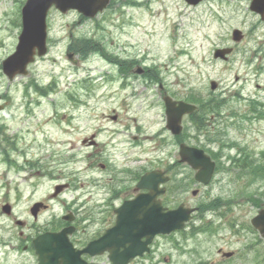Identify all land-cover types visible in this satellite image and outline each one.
I'll return each mask as SVG.
<instances>
[{"label":"rangeland","instance_id":"rangeland-1","mask_svg":"<svg viewBox=\"0 0 264 264\" xmlns=\"http://www.w3.org/2000/svg\"><path fill=\"white\" fill-rule=\"evenodd\" d=\"M24 1L0 0V61L14 50ZM138 1L142 5L130 6L135 0H113L92 19H82L75 11L63 14L51 9L47 17L46 55L28 66L26 76H17L11 82L0 68V104L4 106L0 123L5 126L4 134L0 133V197L6 190L10 194L13 188L26 191L33 185V198H46L52 185L59 181L71 182L76 191L81 186L95 189L90 180L108 173L95 167L97 160L88 164L86 154L90 149L81 145V140L94 128L98 135L103 129L128 131L118 134L119 145L108 149L115 163L109 172L113 187L120 182V168L144 160L151 164L178 157L176 146L169 143L168 131L164 130L158 85L146 87L140 78L132 77L131 84L120 89L116 66L98 54L72 64L65 51L71 37H92L103 43L111 55L132 56L156 65L162 89L178 97L189 91L226 97L222 119L228 136L259 157L264 149V119L239 118L248 112L249 99L264 101V22L248 9L244 0H225L221 4L203 0L197 6L184 0ZM234 27L244 35L238 44L230 40ZM224 45L236 47L227 60L213 59V49ZM210 80L218 84L213 93ZM31 82L51 89L41 95ZM113 113L117 115L115 122L105 117ZM131 134L142 139L141 147L130 146ZM101 138L105 139L103 135ZM190 141L196 143L193 138ZM1 147L9 148L11 163L20 165L28 160L33 165L16 171L2 160ZM47 166L50 167L44 172ZM259 186L247 176H239L234 168L217 174L194 198V203L216 195L233 200L230 208L222 209L219 220L216 216L212 220L215 231L187 238L177 249L168 240L163 254L171 258L172 264H189L196 259L213 260L214 264H264V241L253 245L249 253L244 252L248 251L246 244L256 238L250 230L240 227L257 211L248 196ZM71 193L69 190L64 196ZM190 195L188 192L186 198ZM228 223L236 224L233 230ZM220 247L234 251L233 259L216 263L221 260L216 253ZM257 248L261 252L258 261L254 260Z\"/></svg>","mask_w":264,"mask_h":264},{"label":"flooded vegetation","instance_id":"flooded-vegetation-1","mask_svg":"<svg viewBox=\"0 0 264 264\" xmlns=\"http://www.w3.org/2000/svg\"><path fill=\"white\" fill-rule=\"evenodd\" d=\"M132 60L130 58L125 66L122 65L123 68L127 67L126 71L120 72L123 76L135 75L133 71L137 63ZM143 68V74L148 75L149 68L147 66ZM173 140L180 141L176 138ZM99 157L103 158V153ZM181 165L183 163L178 159H170L162 164L161 169L166 174L172 170L179 172L183 168ZM100 166L102 169L108 167L104 163H101ZM156 168L160 167H152L151 164H146L145 167L133 168L134 170L128 177H123L117 181L120 182L115 191L106 186H102L100 192L86 191L83 196L85 203L97 210L95 223L91 222V217L76 212L74 209L70 210L71 205L66 206L64 203L61 204L58 212H55L47 203L35 208L33 204L37 201L30 194L33 192L32 190L25 192L22 188H17V190L13 188L10 194L6 190L4 195L0 197V264H40V244L37 241L40 240L41 235L45 233L52 235L65 227H73L69 239L76 247L85 246L88 242L100 238L116 222L115 206L132 198L138 192H147L146 189H137V182L144 173ZM179 175H182V171ZM111 177L109 175L108 179ZM106 183L109 185L108 182ZM166 183L159 185V187H165V191L159 196L163 205L168 199ZM93 184L100 186L101 182L96 179ZM8 195H11V199L8 198ZM24 202H26L25 205H23ZM196 207L198 208V205ZM177 234H181V232ZM163 237L156 235L149 245L150 250L148 252L133 257L125 255L126 264H168L167 256L157 253L159 247L157 241ZM51 239L49 244L52 246L64 245L62 237L53 235ZM143 240L145 237L140 238V241ZM45 241L48 243V240ZM152 249L154 250L152 251ZM81 257L86 264H114L113 260L109 258L108 251L94 255L83 254ZM57 260L60 261V258ZM67 260L71 261V255L68 256Z\"/></svg>","mask_w":264,"mask_h":264},{"label":"water","instance_id":"water-1","mask_svg":"<svg viewBox=\"0 0 264 264\" xmlns=\"http://www.w3.org/2000/svg\"><path fill=\"white\" fill-rule=\"evenodd\" d=\"M109 0H26L21 8V32L18 36V43L15 51L9 55L2 62V68L4 73L11 79L17 73H24L25 66L28 62L33 60V55L37 52L38 55H42L46 51L45 38H46V14L49 8L54 5L61 12H66L68 9H76L86 17H93L98 11H101L108 3ZM191 4L197 3L199 0H186ZM251 9L262 12L264 10V0H253ZM233 38L239 40L241 35L239 31H234ZM230 48L216 49L214 57H224L225 53L230 52ZM70 57V55H69ZM211 87H215V83L211 82ZM166 113H167V126L177 133L179 128L177 124L180 121L181 115L185 112L191 111L193 108L188 104L179 102L177 107L173 106V102L169 98L165 100ZM180 153L184 158L193 160L195 167H200L196 173V178L206 181L212 168L213 163L209 161L207 157L202 155L200 150L195 148H187L184 145L181 147ZM149 195H145L142 199L144 205L140 207V212H143L149 216L141 224L146 229L155 232L169 231L170 228L179 227L183 221L188 218V209H177L174 212V217L167 218L170 223L169 226L160 227V221L156 222L153 227V221L151 220L152 213L155 208V203H151ZM155 207V208H154ZM125 215H131L130 211H125ZM157 211L155 209L154 216ZM136 216V215H132ZM253 224L259 229L262 236H264V210H260L258 215L252 219ZM141 227V225H140ZM142 229V228H141Z\"/></svg>","mask_w":264,"mask_h":264},{"label":"trees","instance_id":"trees-1","mask_svg":"<svg viewBox=\"0 0 264 264\" xmlns=\"http://www.w3.org/2000/svg\"><path fill=\"white\" fill-rule=\"evenodd\" d=\"M88 41H90V40L82 37L81 39H77L76 41H74L72 43V45H74V49L81 52V54H83V56H86L87 50H88L89 46L91 45V43H90L91 41L90 42H88ZM91 47L95 51H97L99 49V46H96V45H91ZM193 100L200 104L201 110H205V109H207V107L209 109V112H213V111L217 110V105L212 107L210 105V102H203L201 99L195 98V97H193ZM242 152L244 154V158L239 159V161H242L241 165L243 166L244 164H246V166L248 168V172H250L252 175H258L260 173V174H262V176H264V150L261 152L262 157H260V159H262V160H259V158L256 159L259 161H255L254 160L255 158H253L252 155L248 154L246 151H242Z\"/></svg>","mask_w":264,"mask_h":264}]
</instances>
